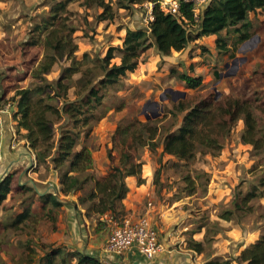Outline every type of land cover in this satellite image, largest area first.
Wrapping results in <instances>:
<instances>
[{"label":"trees","instance_id":"trees-1","mask_svg":"<svg viewBox=\"0 0 264 264\" xmlns=\"http://www.w3.org/2000/svg\"><path fill=\"white\" fill-rule=\"evenodd\" d=\"M70 1L60 0L50 8V14L36 27L35 38L27 43L35 46L40 42L46 50L34 74L43 84L29 88L14 87L11 117L15 123V134L25 139L34 152L37 166L58 174L61 194H78V203L85 217L98 218L93 233L106 228L100 220L103 216L124 217L122 200L128 191L125 179L135 177L137 184L144 182L141 178L144 164L141 151L144 148L151 153L159 150V163L162 156H169L174 160L172 165L180 167L194 160L197 154L217 156L232 129L241 121L240 142L250 146L255 153L264 150V97L258 92L248 95L219 94L217 97L214 93L183 94L167 113L174 119L173 125L162 127L158 120L141 122L137 119L118 123L111 136V147L106 150L108 170L104 176L95 177L92 173V153L83 139L88 137L92 123L96 121L95 111L102 106L109 91L118 87L128 73L136 70L140 56L147 55V51L154 48L157 55L167 57L173 51H182L189 43L209 36H215L218 52H226L229 41L236 47L250 38L249 16L264 11V0H209L197 19L193 17L191 4H182L180 16L174 17L159 9L158 0H116L118 7L125 9L151 3L152 21L143 28L126 29L121 46L110 47L103 58H97L98 67L94 70L99 74L95 78L90 76V70L81 72L75 66L77 46L72 39V30L65 32V22L60 21ZM84 4L102 10L97 21L113 18L112 8L104 0H84ZM188 27H193L194 31ZM40 34L43 36L38 40ZM116 52L120 61L111 64ZM63 59L71 64L62 68L56 81L49 83L40 78ZM191 71L192 68H189L176 73L171 68L170 75L176 76L185 89L198 91L203 85L202 78ZM76 73H80L81 78L72 85L70 77ZM70 89H74L72 98L68 97ZM7 91L2 90L0 84V94L5 96ZM52 99H61V105L48 101ZM115 149L118 151L117 159L113 154ZM158 173L156 171L155 175ZM14 175L15 172L7 173L0 178V210L4 213L8 207L11 208L7 203L13 201L16 195H19L22 210L15 214L11 208L12 213L8 217L2 220L0 216L1 233L31 227L44 216L53 220L52 214L63 202L50 192L39 195L27 184L15 183ZM182 181L187 195H193L196 191L194 179L186 174ZM154 183H158V176ZM258 186L264 188V178L259 180ZM259 195L258 188L254 186L242 197V202L246 204ZM35 200L41 202L42 213H33ZM46 207L49 209L44 214ZM203 227L205 225L198 226L192 233L201 231ZM206 242V232L203 241H195L191 236L186 239V248L203 254ZM22 246L27 252L21 264H99L95 258L64 246L42 244L40 253L29 250L27 241ZM232 262L264 264V230L236 258L206 257L203 264Z\"/></svg>","mask_w":264,"mask_h":264},{"label":"rangeland","instance_id":"rangeland-1","mask_svg":"<svg viewBox=\"0 0 264 264\" xmlns=\"http://www.w3.org/2000/svg\"><path fill=\"white\" fill-rule=\"evenodd\" d=\"M58 1L0 0V84L2 90L8 89L5 96L0 94V108L7 104L13 108L11 98L14 87L29 88L43 84L34 74L46 50L40 42L35 46L27 43L35 38L36 27L50 14V8ZM104 1L112 8L111 20L97 21L102 10L95 6L86 7L84 0H71L67 4L66 13L60 16V21L65 22L64 31L72 30V39L77 46L74 53L75 66L81 72L90 70V76L94 78L99 74L94 70L98 67L97 58H103L108 48L121 46L126 29L143 28L148 23L146 6L125 9L118 7L116 0ZM249 20L250 38L236 47L229 41L226 52H218L215 37H204L190 44V53L198 57L192 63L194 67L190 64L169 66L160 57V61L150 64V69H145L141 66L148 62L149 53L151 50L154 54L156 52L151 48L147 55H141L136 70L128 73L118 87L112 88L102 106L95 111L96 121L92 123L88 137L83 139L92 157L99 163L106 155L118 123L125 124L137 119L141 122L158 120L162 127L173 125L175 121L167 113L182 94L214 93L217 97L219 94L248 95L258 92L264 97V11L250 14ZM187 29L194 31L193 27ZM42 36L40 34L38 40ZM119 61L116 52L111 64H118ZM70 64V61L64 59L57 61L51 71L40 78L53 83L62 68ZM171 68L176 73L192 68L193 75L201 76L202 87L198 91L185 89L176 76L170 75ZM70 78L74 85L81 74H73ZM73 92L74 89L68 91L69 98H72ZM48 101L56 106L61 105V99ZM242 129L243 124L239 121L217 156L197 154L194 160L180 167L173 166L174 160L169 156H162L159 163V150L151 153L144 148L141 151L142 157L147 155L153 163V167L150 169L146 166V170L152 172V183L159 193V199L167 196L169 202L177 200L176 206L181 212L174 230L185 240L192 236L194 240L200 241H203L206 232L207 242L201 260L206 257L234 259L243 245H237L241 238L251 232L259 235L264 230V188L258 186L259 180L264 178V150L255 153L250 146L243 145L239 138ZM15 139L20 140L21 136L16 135ZM113 154L117 159V149L113 150ZM156 171H159L158 175H155ZM186 174L196 184V191L190 196L184 190L186 185L182 181ZM156 176L157 184L154 183ZM254 186L260 195L244 204L242 197ZM163 190L166 192L161 197ZM18 198L15 196L7 205L13 208ZM11 208L8 207L0 215L2 220L12 213ZM204 225L200 232L195 235L192 233L198 226ZM231 225H235L241 232L233 241L227 237ZM43 230L40 223L36 234L33 226L19 231H0V264H21L27 252L25 246H22L26 241L29 250L40 253L43 243L39 242V238Z\"/></svg>","mask_w":264,"mask_h":264},{"label":"crops","instance_id":"crops-1","mask_svg":"<svg viewBox=\"0 0 264 264\" xmlns=\"http://www.w3.org/2000/svg\"><path fill=\"white\" fill-rule=\"evenodd\" d=\"M196 42L189 43L182 51H173L170 57H163L162 60L169 66L179 64L182 66L188 64L193 66L194 64L192 63L198 57L190 53L192 48L190 44H195ZM158 61H160V56L154 54L151 50L148 62L141 67L150 69V64H156ZM13 111L14 108H11V114ZM3 118V162L0 165V178L7 173L15 172V183L19 185L27 184L39 195L50 192L63 202L62 206L52 214L53 220L44 216L37 224L33 225V229H36L35 234L40 223L43 225L44 230L40 234L39 242L55 246H64L69 250L84 253L96 259L107 238V226L99 233H93L98 218L88 219L85 217L84 210L78 203V194L66 196L61 194L58 174L51 169L46 170L43 166H37L35 154L28 147L25 139H15V123L12 117L4 116ZM95 159L93 157L92 173L95 177L99 178L106 174L109 164L105 154L99 163ZM142 160L144 164L142 166L141 178L144 182L137 184L135 177H127L125 179V185L128 191L122 200V205L125 218L134 220L146 214L160 232L159 240L163 250L151 264H203L205 259L201 260L202 254H197L187 249L186 240L174 230L175 225L180 220L181 212L178 206H176L177 200H171L169 202L167 196L159 199V193L156 192L152 183V172L150 169L153 167V163L147 155L143 156ZM146 166H149V171L146 170ZM165 192L163 190L160 193L161 197ZM16 196L18 197L19 195ZM48 209L49 207L44 209V214ZM21 210L22 206L20 205V201L17 200L14 204L13 211L17 214ZM42 210L41 202L35 200L32 205L33 213L39 214L42 213ZM1 213L0 210V215ZM100 220H105V216L100 218ZM197 232L200 231H196L195 233ZM240 235L241 232L235 225H231L229 232L227 231V237L230 241H233L235 236ZM250 235L251 237H249ZM258 236L256 233L251 232L247 233L244 238H241L237 243V245L243 244L240 247L239 253L245 247L255 242ZM111 261L112 264H150L135 250H130L120 257L114 256Z\"/></svg>","mask_w":264,"mask_h":264},{"label":"built area","instance_id":"built-area-1","mask_svg":"<svg viewBox=\"0 0 264 264\" xmlns=\"http://www.w3.org/2000/svg\"><path fill=\"white\" fill-rule=\"evenodd\" d=\"M209 0H158L159 9L164 13L174 17L180 16V6L191 4L193 17L197 19L201 9ZM148 8L147 20L152 21V4H144ZM11 106L9 104L0 108V165L3 162V133L4 116H11ZM107 226V238L103 243L96 260L99 264H112L114 256L120 257L130 250H135L143 259L150 264L163 250L159 240L158 229L153 225L148 215L140 216L130 220L125 217L115 218L105 215L103 220Z\"/></svg>","mask_w":264,"mask_h":264},{"label":"water","instance_id":"water-1","mask_svg":"<svg viewBox=\"0 0 264 264\" xmlns=\"http://www.w3.org/2000/svg\"><path fill=\"white\" fill-rule=\"evenodd\" d=\"M181 96H183V94Z\"/></svg>","mask_w":264,"mask_h":264}]
</instances>
